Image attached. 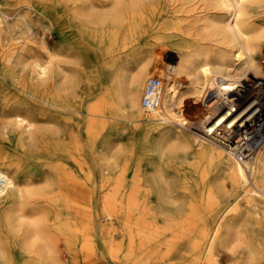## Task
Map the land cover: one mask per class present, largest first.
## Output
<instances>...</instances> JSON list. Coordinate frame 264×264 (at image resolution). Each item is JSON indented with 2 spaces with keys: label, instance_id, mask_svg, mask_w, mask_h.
<instances>
[{
  "label": "bare ground",
  "instance_id": "6f19581e",
  "mask_svg": "<svg viewBox=\"0 0 264 264\" xmlns=\"http://www.w3.org/2000/svg\"><path fill=\"white\" fill-rule=\"evenodd\" d=\"M44 17L84 54L38 39ZM98 49L128 58L104 63L111 93L57 95ZM263 52L264 0H0V145L20 158L16 173L0 154V200L21 253L0 235V264H75L90 251L109 264H264ZM157 70L162 110L149 112L141 89ZM49 105L79 113V129ZM125 112L154 142H114L107 118ZM172 141L185 152L195 141L188 168L169 162ZM250 213L255 223H239Z\"/></svg>",
  "mask_w": 264,
  "mask_h": 264
},
{
  "label": "rangeland",
  "instance_id": "374dc122",
  "mask_svg": "<svg viewBox=\"0 0 264 264\" xmlns=\"http://www.w3.org/2000/svg\"><path fill=\"white\" fill-rule=\"evenodd\" d=\"M46 18L44 17L41 20V22L39 21L37 25L35 26V32L37 34L38 39L46 40L47 43L50 45V48L52 49L63 48L64 50L66 49L69 50V52L77 51V53L79 54H84L83 47H75V48L68 49V47L72 46V44L68 40L65 39L64 35H62L61 30L58 29L59 27L55 23H52V21L49 18L47 19ZM19 36L22 38L21 34H19ZM124 53L125 52L123 51V49H120V50H117V49L116 50L114 49L113 50L112 49L99 50L98 49V50H93V51L89 50L87 53L88 54L87 58L86 59L82 58L84 62V70L82 73H79V76L76 79L77 84L74 87H72L70 83L60 80L58 83L59 88L55 89L56 94L64 98L72 97L77 102H85V103L91 102L92 100L96 99L97 96L101 94H104V93L107 95L110 94L113 88L112 76L106 75V71L108 72V68L105 66L104 63L107 59L108 60L110 59L116 63L120 59H128L127 57L123 56ZM261 61L264 66V52L261 56ZM159 73L161 72L157 70L153 75H157ZM87 75L90 76V79L87 78ZM149 77L151 76H148V78ZM144 87L145 85L141 89L140 99L142 97ZM107 107H108L109 114H111V111L112 112L117 111L116 107L112 106L111 104H108ZM44 109H45V112L48 113V115L58 111L59 114L57 115L56 120H58L59 123L65 128L70 126L69 124H71L72 127H74V129H79V127L81 126L80 114L76 113L75 111H68V110L62 111L61 110L60 112L59 110L55 109L51 105H49L48 107H45ZM122 113L119 116L112 114L115 117L107 118L108 134L114 137V142L119 140L118 144H128V145L133 144L136 147L144 145L145 142L147 143L154 142V141H151V139L145 140L138 134H132L131 133L132 122L128 121V116L126 112L124 114ZM45 115L48 116L47 114ZM70 117L71 118L74 117L72 123H70L69 121ZM143 117H149V116L143 111ZM154 123L161 125V126L166 124V123H161L157 120H154ZM168 123L170 124V122ZM47 124H53V122H50ZM187 125L188 124L184 126H181V125L179 126L182 128V130L187 131L192 136L196 135V133H200L198 128L191 127L190 125L187 126ZM0 131H2L1 128H0ZM172 142L167 143V145L176 146V148L178 149V153L171 154V156L168 158L169 162L171 164H178L174 159L179 160V156L181 157L184 156L185 161L183 163H180V165L184 169L188 168L189 162H192L195 159L193 157L195 156V154H197L196 153L197 145L195 141H193L194 144L192 143L191 145L192 147L189 149L188 152H185L183 146L182 148H179L181 146L179 143L174 142V141ZM0 151H1L0 154H3L4 152H6L9 158L13 161L11 170L18 173V170L20 167V158L11 154V149L3 148L2 145H0ZM113 151H117V150L114 148ZM121 159H122L121 156H118L116 158L117 163H120ZM118 171L119 169L118 167H116L112 173L116 174L118 173ZM210 175L213 176L212 178H217L215 174L213 175L211 173ZM181 180H182V176H180L179 181L181 182ZM6 208H8V206L5 204L3 200H0V235L6 242L5 245H6L8 254L13 255L15 260H20L21 259L20 251L17 248L13 247L14 241H13L12 234L10 233L11 227L9 226V223H7L4 219ZM255 219H256L255 215L253 213H250V214H247L246 217L241 218L239 223H255ZM64 261L68 262L67 255L64 257ZM103 263H106L104 259L99 255V253H96L94 251H90L86 253L83 257L78 258L75 262V264H103ZM225 263L227 264L226 261Z\"/></svg>",
  "mask_w": 264,
  "mask_h": 264
},
{
  "label": "built area",
  "instance_id": "2783aa9c",
  "mask_svg": "<svg viewBox=\"0 0 264 264\" xmlns=\"http://www.w3.org/2000/svg\"><path fill=\"white\" fill-rule=\"evenodd\" d=\"M163 80L159 75L151 76L144 88L142 96V105L149 112L161 111V97H162ZM3 178L0 175V185Z\"/></svg>",
  "mask_w": 264,
  "mask_h": 264
},
{
  "label": "crops",
  "instance_id": "0c3cea01",
  "mask_svg": "<svg viewBox=\"0 0 264 264\" xmlns=\"http://www.w3.org/2000/svg\"><path fill=\"white\" fill-rule=\"evenodd\" d=\"M103 264H109V263H103Z\"/></svg>",
  "mask_w": 264,
  "mask_h": 264
}]
</instances>
